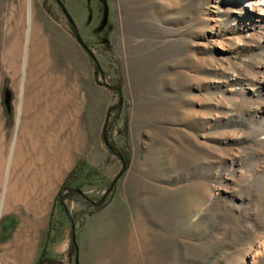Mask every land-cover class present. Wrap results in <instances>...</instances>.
<instances>
[{"label": "rangeland", "instance_id": "obj_1", "mask_svg": "<svg viewBox=\"0 0 264 264\" xmlns=\"http://www.w3.org/2000/svg\"><path fill=\"white\" fill-rule=\"evenodd\" d=\"M54 1L0 0V135L18 141L25 94L48 81L62 97L53 125L76 136L25 264L43 246L61 264H264V20H248L247 0H61L96 71ZM20 26L41 55L35 77L24 51L14 76ZM109 143L126 144L124 171ZM76 164L63 210L54 196ZM83 194L104 206L87 215ZM24 214H1V247Z\"/></svg>", "mask_w": 264, "mask_h": 264}, {"label": "bare ground", "instance_id": "obj_2", "mask_svg": "<svg viewBox=\"0 0 264 264\" xmlns=\"http://www.w3.org/2000/svg\"><path fill=\"white\" fill-rule=\"evenodd\" d=\"M244 5L248 20L258 23L264 20V0H247ZM27 10L29 17L30 10ZM19 29L20 35L15 34L9 51V56L14 64V76L16 77L20 71L23 51V63L25 61L30 68V76H34L32 64L35 60H39L41 55L35 49V45L26 46L29 30H26L23 35V44V29L22 27ZM38 68L39 66H37ZM49 85L50 83L47 81L44 85L40 84L39 88L34 87L32 92L25 94L24 102L20 105L23 122L21 123L22 130L18 141L15 143L12 139L11 143L7 145L3 140L4 136L0 135V216L13 206L14 209L19 207L25 211L23 223L18 230L13 248L9 245L0 246L2 250L0 264H11L9 256L16 262L20 261V263L25 264V258L31 252L34 244L32 233L34 230H40L41 224L44 225L42 221L47 209V202L61 177L58 165L65 162V149L71 150L74 145L76 146V136L70 138V141H66L61 137L63 127L58 126L61 123L58 122V125H53L57 119L58 106L62 104V97L59 95L57 97L56 95L52 96ZM56 85L58 84L56 83L55 87H57ZM60 119L64 124L65 117L61 116ZM19 246L23 248L22 253L18 252Z\"/></svg>", "mask_w": 264, "mask_h": 264}, {"label": "trees", "instance_id": "obj_3", "mask_svg": "<svg viewBox=\"0 0 264 264\" xmlns=\"http://www.w3.org/2000/svg\"><path fill=\"white\" fill-rule=\"evenodd\" d=\"M66 18V17H65ZM72 19V18H71ZM66 26H67V29L69 30L70 34L74 37H76L78 35V32H77V28L75 26V24L73 23V21H69L68 18H67V22H66ZM86 52L88 53L89 55V58L92 60L93 62V66L95 64V67H96V71L98 70L99 68V65L98 63L96 62L95 63V56L92 52V50L90 48H86ZM115 74H116V78L117 79H113L115 80V82H113L111 85H110V88L111 90H113L115 93L119 94V91H120V74H119V69H118V66L115 65ZM109 111V110H108ZM115 121L114 119L112 120V122ZM106 125H105V128L102 132V136H103V139H106V130H110L112 127L110 126V128H107L108 126L107 125H110L109 121L107 120L106 122ZM125 133V132H124ZM123 133V134H124ZM124 137L126 138V135H124ZM108 147H109V151L111 153H113L114 155L118 156L119 160L121 161L122 163V171H124L123 169H125V167L127 166L128 164V160H129V150L127 149V146L126 144L125 145H115V144H111L109 143L108 144ZM79 168H80V165L79 164H76L65 176L64 180L62 181L60 187L58 188L55 196H54V202L58 205H60V207L64 210L65 207H64V202L66 199H69V198H72L76 196V190H77V185H75V179L77 177V173L79 171ZM121 174V172L118 174L117 178L119 177V175ZM116 182H117V179L116 180H110L108 182H106V190L107 192L110 194V193H114L115 192V186H116ZM81 196V195H80ZM77 197L78 200H81L83 199L82 201L86 203V207L85 209H83V211L87 214V215H90L98 210H100L104 205V196L101 195L99 197L97 196H94V195H90V194H83L81 197ZM110 197V195H109ZM91 206V209H88L87 206ZM65 213H66V210H65ZM67 214V213H66ZM67 218H69L70 220V216L67 214ZM76 247L75 246V243L74 241H72V246L71 247ZM76 256L74 257V264H78L76 262ZM34 264H61V261L60 260H57L56 258H53L51 256H49L46 252V246H43L42 249H41V252L40 254L38 255L36 261Z\"/></svg>", "mask_w": 264, "mask_h": 264}, {"label": "water", "instance_id": "obj_4", "mask_svg": "<svg viewBox=\"0 0 264 264\" xmlns=\"http://www.w3.org/2000/svg\"><path fill=\"white\" fill-rule=\"evenodd\" d=\"M62 11H63V13L68 17V19L70 20V21H72V19H71V17L68 15V12H67V10L65 9V7H62ZM76 39H77V41L82 45L83 44V41H82V39H81V37L79 36V34L76 36ZM5 95H6V98L4 99V102H6V108L7 109H9L8 108V106H9V102H8V100H9V95H10V92H9V90L6 88L5 89V93H4ZM76 262H77V257H76Z\"/></svg>", "mask_w": 264, "mask_h": 264}, {"label": "flooded vegetation", "instance_id": "obj_5", "mask_svg": "<svg viewBox=\"0 0 264 264\" xmlns=\"http://www.w3.org/2000/svg\"><path fill=\"white\" fill-rule=\"evenodd\" d=\"M56 1V3L58 4V7H59V9L62 11V7H64V4H63V1H61V0H55ZM54 1V2H55ZM66 9V8H65ZM62 13H63V11H62ZM63 15L66 17V18H68L64 13H63ZM69 15V14H68ZM69 20V19H68ZM70 21V20H69ZM73 21V20H72ZM74 23V22H73ZM75 39H76V37H75ZM77 40V39H76ZM80 44V43H79ZM80 46L86 51V48H89L88 47V45H86V43H84L83 42V44L81 45L80 44Z\"/></svg>", "mask_w": 264, "mask_h": 264}, {"label": "crops", "instance_id": "obj_6", "mask_svg": "<svg viewBox=\"0 0 264 264\" xmlns=\"http://www.w3.org/2000/svg\"><path fill=\"white\" fill-rule=\"evenodd\" d=\"M87 173V172H86ZM90 177V176H89ZM76 182V181H75Z\"/></svg>", "mask_w": 264, "mask_h": 264}]
</instances>
